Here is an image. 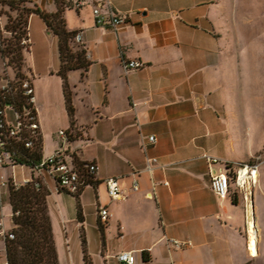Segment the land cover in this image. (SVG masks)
Segmentation results:
<instances>
[{"label": "crops", "instance_id": "obj_1", "mask_svg": "<svg viewBox=\"0 0 264 264\" xmlns=\"http://www.w3.org/2000/svg\"><path fill=\"white\" fill-rule=\"evenodd\" d=\"M26 1L47 14L58 8L56 0ZM75 1L81 5L74 6ZM109 1L111 9L126 19L116 30L95 24L94 8L107 17L104 0H62L65 29L80 34L79 46L89 62L83 76L81 70L67 74L74 108L72 125L64 107L62 80L56 74L59 60L54 72L36 78L32 74L41 155L51 154L60 144L57 135V142L50 139L54 131L47 84L53 76L59 80L60 102L67 117L63 130L69 139L68 157L75 165L94 163L97 168L92 184L77 194L55 192L52 180L43 179L48 215L52 195L57 200L61 194L75 200L67 211L55 205L62 232L67 222L73 223L77 239L68 237L65 228L59 244L50 224L58 264H116L113 255L119 251H131L134 264H264V163L257 168L249 206L232 184L234 166L228 172L223 164L211 166L212 172L228 173L230 179L226 197L212 192L204 159L208 155L246 164L264 148V113L257 109L260 100L255 94L264 66L257 60L247 66L245 45L235 43L238 33L231 35L232 22L240 16L237 5L243 0ZM44 27L45 34L55 38L57 50V37ZM232 46L238 50L237 66L232 61ZM122 59L137 60L142 66L124 73ZM76 99L91 115L89 120H78ZM98 127L104 134L95 142L102 154L99 159H86L81 145L91 144L90 133ZM76 133L78 137L72 140ZM256 133L259 139L252 150ZM149 135L155 142L146 143L143 150L140 136ZM146 157L157 160L151 174L144 170ZM1 173L17 182L30 176L24 166L3 167ZM107 177L117 178L120 199L109 200L103 184ZM133 180L138 184L135 191L131 189ZM86 189L93 194L88 203L83 202ZM3 194L8 199V191ZM97 204L105 205L110 214L103 224L97 220ZM2 207L1 197L2 222L11 230L9 200L7 221ZM90 207L98 232L95 239L85 233ZM250 219L255 231L254 254L249 250ZM168 239L188 245L175 249ZM2 254L5 256L0 238V257Z\"/></svg>", "mask_w": 264, "mask_h": 264}, {"label": "built area", "instance_id": "obj_2", "mask_svg": "<svg viewBox=\"0 0 264 264\" xmlns=\"http://www.w3.org/2000/svg\"><path fill=\"white\" fill-rule=\"evenodd\" d=\"M74 6H80L79 1H75ZM107 9V17L104 18L99 8L92 10L95 24L107 26L114 30L124 24V16L115 13L110 7V1L104 0ZM19 0H0V199L4 191L9 187L17 189L30 184L35 191L43 188V179L50 178L53 182L55 192L67 191L77 194L78 191L89 184H92L96 165L86 163L77 166L68 157L67 142L68 137L65 130H58L60 144L49 155H41V132L36 107V96L33 86V75L25 63L27 53L31 47V40L28 29V19L26 22L18 23ZM19 10V11H18ZM18 11L14 16L11 12ZM18 23V24H17ZM73 41L80 45V34L73 35ZM142 63L137 60H121V67L124 73L140 68ZM155 137L140 136L141 148L145 150V144H153ZM35 153L38 154L36 157ZM208 165L210 176V189L219 198L227 196L229 191V174L223 172H212L211 166L223 164L227 172L231 166L235 169L231 174L233 186L242 192L246 204H250L251 191L256 185L258 165L261 163L259 156L256 163H234L220 160L218 158L204 155ZM155 157H146L144 170L152 173L156 163ZM24 166L29 172L28 178H23L19 182L14 178L7 177L1 173L3 167ZM106 194L110 201L118 200L122 190L118 185L116 177H107L103 180ZM131 189H138L136 180L132 181ZM96 216L100 224L107 221L110 214L107 207L97 204ZM0 238L12 240L14 238L11 230L4 227L2 216L0 215ZM167 243L175 249H181L188 245L187 241L168 239ZM116 264H134V256L131 251H119L113 255ZM0 264H6L5 259H0Z\"/></svg>", "mask_w": 264, "mask_h": 264}, {"label": "rangeland", "instance_id": "obj_3", "mask_svg": "<svg viewBox=\"0 0 264 264\" xmlns=\"http://www.w3.org/2000/svg\"><path fill=\"white\" fill-rule=\"evenodd\" d=\"M58 8H61L62 6V0H56ZM19 10L22 9H30L33 8L28 3H22L18 7ZM18 10V11H19ZM239 10L240 16L232 22L233 30L231 32V35H233L236 32L239 36H236L235 43L242 45H245V50L243 51L246 58L247 66L249 63L253 60L260 61L264 66V0H243L240 4L237 5V11ZM18 11L11 12L14 16L18 13ZM28 29H29V35L31 40V47L29 48V53L24 56L25 63H29L31 65V72L34 75V78L38 76H42L43 74L49 73L50 71L54 72L58 65V58H57V50H56V40L53 37H48L45 33V27L41 19H39L36 15H31L29 17L28 21ZM232 44L234 43L233 36L231 37ZM70 46L74 51L79 50L77 43L70 42ZM232 54L234 56V59H232L233 64L237 66L238 63V50L232 46ZM28 57H30L28 59ZM86 58V54H85ZM1 67V65H0ZM59 80L55 77H50L47 84V100L51 104V112L49 119L52 121V129H53V136L51 135V140L56 141V135L57 131L60 129H66L67 127H63L66 125L67 117L64 114V110L62 107V103L60 102V90H59ZM255 94L257 95L258 99L260 100L258 103L257 109H262V114L264 113V77L260 84L256 87ZM76 105H77V116L78 120L80 121H87L90 118V114L86 111L85 107L76 99ZM261 107V108H260ZM264 123V122H263ZM104 133L102 132L101 128L98 127L95 131H92L90 133V137L94 139L91 144L81 145V150L85 156L86 159H92L97 157V159L100 158L102 154V147L100 146L99 142H95L96 138H99ZM76 133L73 137V139H76L78 136ZM253 143H252V150H255L257 147V142L259 139L258 134L253 135ZM69 140V139H68ZM60 143V142H58ZM264 148L262 151L256 153L253 158L248 162L247 164H254L256 163V157L259 156L261 160V163L258 165L261 166L264 163ZM60 199L57 200L52 195L49 198V218H50V224H52L53 227V233L56 237V240L58 243L63 242V232H66L68 237L73 238V241L76 239V233L74 230H76L75 227H73L72 224L66 223L65 228L62 232L61 227V220L60 216L55 213L56 211V203L60 205L64 210L70 209L74 206L75 200L74 198H71L69 195H60ZM93 200V194L92 191L89 189H86L83 196V202L88 203ZM2 203H3V213L5 216V219L7 221L8 219V199L7 195L3 194L2 196ZM53 209V210H52ZM91 212L88 214V217L86 219L88 223V227L85 226V233L88 235L87 237H92L95 239V237H98V232L93 228V208L90 207ZM54 211V212H53ZM78 218V217H77ZM99 223V222H98ZM100 224V223H99ZM63 226V225H62ZM64 227V226H63ZM84 236V234H83ZM1 260L5 259L4 254L0 257Z\"/></svg>", "mask_w": 264, "mask_h": 264}, {"label": "trees", "instance_id": "obj_4", "mask_svg": "<svg viewBox=\"0 0 264 264\" xmlns=\"http://www.w3.org/2000/svg\"><path fill=\"white\" fill-rule=\"evenodd\" d=\"M27 3L26 0H19ZM30 14H36L54 36L57 37V51L59 68L56 74L62 80V94L64 107L73 123L74 108L72 105L71 89L67 82V74L70 71L81 70L83 76L89 65L85 58L84 49L78 45L79 50L74 51L70 46L75 32L65 29L61 16V8L54 13L47 14L38 8L22 9L19 12L18 23L26 22ZM17 23V24H18ZM36 157L38 156L35 153ZM78 163L77 166H81ZM47 190L43 187L35 191L30 184L17 189L9 187L8 200L11 207V232L12 240L4 241V253L6 264H58L54 241L52 237L50 218L46 207ZM76 214L82 219L81 208L77 203ZM100 229V226H99ZM82 250L85 260V239L80 234Z\"/></svg>", "mask_w": 264, "mask_h": 264}, {"label": "bare ground", "instance_id": "obj_5", "mask_svg": "<svg viewBox=\"0 0 264 264\" xmlns=\"http://www.w3.org/2000/svg\"><path fill=\"white\" fill-rule=\"evenodd\" d=\"M256 174V172H255ZM249 206V202L247 203ZM248 206V211H249V214L251 215V210H250V207ZM248 236H249V243H250V252L251 254H254L255 253V249H254V245H255V231L253 229V225H252V221L250 219L249 223H248Z\"/></svg>", "mask_w": 264, "mask_h": 264}]
</instances>
